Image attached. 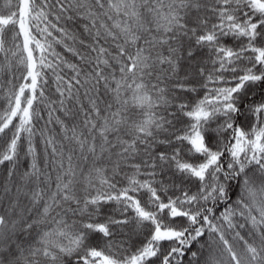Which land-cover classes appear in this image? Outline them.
Returning <instances> with one entry per match:
<instances>
[{"label":"snow or ice","instance_id":"obj_1","mask_svg":"<svg viewBox=\"0 0 264 264\" xmlns=\"http://www.w3.org/2000/svg\"><path fill=\"white\" fill-rule=\"evenodd\" d=\"M0 264H264V0H0Z\"/></svg>","mask_w":264,"mask_h":264}]
</instances>
